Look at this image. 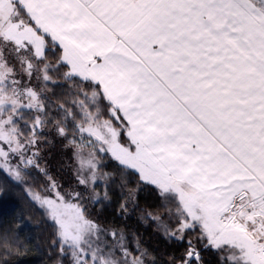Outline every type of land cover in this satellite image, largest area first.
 <instances>
[{
	"label": "snow or ice",
	"instance_id": "6c2138e0",
	"mask_svg": "<svg viewBox=\"0 0 264 264\" xmlns=\"http://www.w3.org/2000/svg\"><path fill=\"white\" fill-rule=\"evenodd\" d=\"M46 130L96 203L117 180L101 154L122 187L127 175L155 187L164 213L147 217L187 244L169 264H203L201 249L264 264V0H0V172L46 177L26 192L69 264H155L41 167Z\"/></svg>",
	"mask_w": 264,
	"mask_h": 264
},
{
	"label": "trees",
	"instance_id": "16d2710c",
	"mask_svg": "<svg viewBox=\"0 0 264 264\" xmlns=\"http://www.w3.org/2000/svg\"><path fill=\"white\" fill-rule=\"evenodd\" d=\"M58 52L59 49L57 48ZM51 58V53H49ZM62 91V89H57ZM107 118V117H106ZM47 143H42L40 148L43 162L48 174L64 189L77 187L76 180L65 167L62 145L65 140L57 136L54 130H46ZM105 165L104 171L117 173L115 183L107 181L109 199H102L101 203L92 202L85 192L83 204L92 219L98 221L102 227L108 229H122L130 238L135 235L139 238L142 247L146 248L154 258L155 264H169L174 257H179L187 247L186 242H178L167 238L160 231L157 224L149 219L147 212L163 215L166 203L154 186L137 183L136 175L126 176V187L119 181V172L115 162L102 155ZM29 184L21 185L14 182L6 173L0 172V233H11L9 243L11 254L0 249V262L8 264H69L68 260L61 257L59 249L52 244L55 239V229L43 211L36 203L32 202L26 189L29 187L41 189L47 186V179L39 172L32 170ZM130 189L135 191V201L138 207H129L125 212L120 205L129 195ZM105 189L101 198H103ZM194 239V238H193ZM130 239V243H131ZM203 264H218V258L211 249H201Z\"/></svg>",
	"mask_w": 264,
	"mask_h": 264
},
{
	"label": "rangeland",
	"instance_id": "374dc122",
	"mask_svg": "<svg viewBox=\"0 0 264 264\" xmlns=\"http://www.w3.org/2000/svg\"><path fill=\"white\" fill-rule=\"evenodd\" d=\"M113 123H115V121H113ZM67 145V141H65V142H63V145H62V149H63V154H64V156H65V158H64V161H65V167H66V169L65 170H67L68 172H70L71 173V175L73 176V178L76 180V182H77V185L79 186V189H76L77 187H70V188H68V189H64L62 186V184L60 183V182H58V181H56L55 179H54V177H52V179L57 183V185L58 186H60V189H61V191H63V192H65V193H67V192H73V191H78V192H85L86 193V196H88V199L89 200H91L92 202L94 201V202H96L95 200H93V199H91V192H90V190H86L85 188H84V186H82V185H80L79 183H78V180H77V175H76V164H75V161L73 160V157H72V148L71 147H69V146H66ZM41 146V145H40ZM41 160H40V164H41V167L42 168H45V163L42 161L43 160V155H42V151H41ZM101 155H103V154H101ZM107 183V182H106ZM103 188H104V185L103 184H99V185H97V188H96V191L100 194V196H102V194L101 193H103ZM43 210V209H42ZM44 211V210H43ZM159 213V212H158ZM162 215V214H161ZM157 224V223H156ZM106 229H108V228H106ZM160 229V228H159ZM160 231H162L161 229H160ZM163 232V231H162Z\"/></svg>",
	"mask_w": 264,
	"mask_h": 264
}]
</instances>
